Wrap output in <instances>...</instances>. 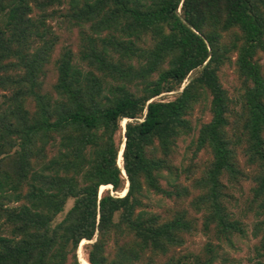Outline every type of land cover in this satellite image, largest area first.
I'll return each mask as SVG.
<instances>
[{
  "label": "trees",
  "instance_id": "16d2710c",
  "mask_svg": "<svg viewBox=\"0 0 264 264\" xmlns=\"http://www.w3.org/2000/svg\"><path fill=\"white\" fill-rule=\"evenodd\" d=\"M58 14L83 27L78 57L54 56L47 18ZM263 52L264 0H0V264H82V240L90 264H214L211 243L177 253L195 229L188 209L158 213L145 198H190L203 230L228 238L246 229L224 179L251 178L249 203L264 213ZM233 56L238 109L220 76ZM207 101L193 154L209 159L181 167L178 141ZM254 231L252 264H264V218Z\"/></svg>",
  "mask_w": 264,
  "mask_h": 264
},
{
  "label": "rangeland",
  "instance_id": "374dc122",
  "mask_svg": "<svg viewBox=\"0 0 264 264\" xmlns=\"http://www.w3.org/2000/svg\"><path fill=\"white\" fill-rule=\"evenodd\" d=\"M57 9L58 11L63 10L62 7L53 6L51 9ZM34 16H39L40 12L36 10L33 14ZM47 24L52 27L55 33L59 37V41L56 46V50L54 52V56H57L60 52H63L65 48H72L78 57L79 52L82 48V31L80 25L72 24V22H68L63 20L61 15H54L53 17L47 18ZM147 45H151V41L148 39ZM260 62L263 64L264 69V52L261 53ZM223 86L227 89L228 95L231 99V107L233 109H238L240 103L238 102L241 96V88L243 86L241 77L237 71V67L235 64V56H233L232 60L228 61L222 68L220 73ZM57 78L56 72L53 68L47 73L45 78V85L48 88H52ZM177 91L163 93L158 99L170 100L173 99L177 95ZM210 109H209V101L203 102L200 104L192 117L193 120V130L190 135L183 136L178 141V147L176 153L174 154V161L177 165L181 167L187 166L191 161L195 162H205L209 159V155L206 151H200L197 155L193 154L194 146L193 140L198 135L200 126L203 122H206L210 119ZM126 122V119L123 121V124ZM241 163L245 166V162L243 157L240 159ZM250 170V169H249ZM199 172H196L195 176H198ZM185 176V175H184ZM182 177L184 179L185 177ZM227 188L225 192L227 193V197L225 199V204L228 207L229 211L232 215L239 219L243 226L246 229L245 234H239L238 232H233L228 238L224 235L219 234L214 227L208 232H205L202 227L203 223V212L196 211L189 204L190 198L185 200H180L177 198H169L164 197L161 194H156L150 192L148 197L145 198L147 203V209L152 211L166 214L168 212H173L177 209L186 208L188 209L190 215L196 218L195 221V229L186 235V244L180 248H178L177 253L180 254H192V255H203L205 251V247L207 244L211 243L216 251L217 257L215 259L214 264H252L257 259V250L256 246L260 243V235H255V223L264 218L263 214L257 213V206L249 203L250 198V188L252 185L251 178H241L238 182H231L227 178L224 179ZM188 183L191 184V180H188ZM163 184L167 186V180L163 181ZM128 182L126 181V187ZM122 191H113L111 186L109 188H105L100 192L107 191L108 189L113 194L122 195L125 193V189ZM193 189V186H191ZM198 190L194 191V194ZM73 200H69L67 202L65 211L61 213L57 220H61L65 214V212L72 206ZM87 240L85 242H81L80 247L78 249V255L82 264H90L88 261V253L86 249ZM112 246V245H111ZM109 246V250L112 251V247ZM158 261H165V258L159 257ZM86 261V262H85Z\"/></svg>",
  "mask_w": 264,
  "mask_h": 264
},
{
  "label": "bare ground",
  "instance_id": "6f19581e",
  "mask_svg": "<svg viewBox=\"0 0 264 264\" xmlns=\"http://www.w3.org/2000/svg\"><path fill=\"white\" fill-rule=\"evenodd\" d=\"M122 148H123V146H122ZM118 162H119V165H121L122 166V164H123V158H122V153L120 152V155H119V160H118ZM124 174H125V172H124ZM111 185H102L101 186V191L102 190H104L105 188H109ZM126 190V189H125ZM82 243L83 242H85V240H82L81 241ZM86 262V261H85ZM85 264V263H84ZM87 264H88V262H87Z\"/></svg>",
  "mask_w": 264,
  "mask_h": 264
},
{
  "label": "water",
  "instance_id": "95a60500",
  "mask_svg": "<svg viewBox=\"0 0 264 264\" xmlns=\"http://www.w3.org/2000/svg\"><path fill=\"white\" fill-rule=\"evenodd\" d=\"M123 152V150L121 151V153Z\"/></svg>",
  "mask_w": 264,
  "mask_h": 264
},
{
  "label": "clouds",
  "instance_id": "9594fccd",
  "mask_svg": "<svg viewBox=\"0 0 264 264\" xmlns=\"http://www.w3.org/2000/svg\"><path fill=\"white\" fill-rule=\"evenodd\" d=\"M125 177H126V175H125Z\"/></svg>",
  "mask_w": 264,
  "mask_h": 264
}]
</instances>
